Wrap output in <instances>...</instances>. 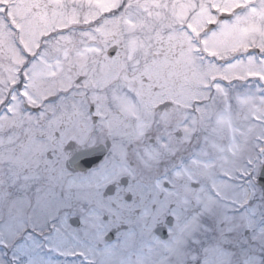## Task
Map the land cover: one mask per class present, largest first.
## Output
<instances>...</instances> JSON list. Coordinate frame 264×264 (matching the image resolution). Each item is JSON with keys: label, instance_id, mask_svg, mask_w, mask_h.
<instances>
[{"label": "snow or ice", "instance_id": "snow-or-ice-1", "mask_svg": "<svg viewBox=\"0 0 264 264\" xmlns=\"http://www.w3.org/2000/svg\"><path fill=\"white\" fill-rule=\"evenodd\" d=\"M0 264H264V0H0Z\"/></svg>", "mask_w": 264, "mask_h": 264}]
</instances>
